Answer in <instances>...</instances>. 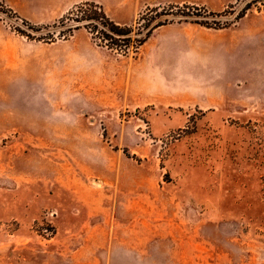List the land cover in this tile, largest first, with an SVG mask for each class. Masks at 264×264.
<instances>
[{
    "label": "rangeland",
    "instance_id": "374dc122",
    "mask_svg": "<svg viewBox=\"0 0 264 264\" xmlns=\"http://www.w3.org/2000/svg\"><path fill=\"white\" fill-rule=\"evenodd\" d=\"M252 1L184 4L232 23L189 18L207 56L219 35L245 41L246 102L204 110L105 107L95 81L133 48L120 54L85 28L60 36L76 6L37 23L23 0H0V264H264V7L235 21ZM101 7L133 42L149 21L182 19L165 15L174 5Z\"/></svg>",
    "mask_w": 264,
    "mask_h": 264
},
{
    "label": "crops",
    "instance_id": "0c3cea01",
    "mask_svg": "<svg viewBox=\"0 0 264 264\" xmlns=\"http://www.w3.org/2000/svg\"><path fill=\"white\" fill-rule=\"evenodd\" d=\"M17 1L19 0H14V5L18 4ZM23 1L30 9L28 13L36 16L33 20L37 23L55 22L75 6L84 3H95L108 11L115 10L120 13H136L146 6H181L195 3V0ZM189 24L191 23L160 27L139 49L135 58H116L108 69L101 71L102 77L100 74L95 81L97 100L105 107L125 109L156 106L215 110L225 102L230 103L229 95L234 97V103H245V90L242 91L243 98L240 90H236L245 81V67L241 64V54H245V41L241 38L223 40L218 31L213 30L219 36L209 43L212 53L207 56L203 52L206 50L204 43L200 45L197 40L190 41L192 38H189L184 29ZM77 33H81V30ZM190 51L195 56L187 55ZM96 54L97 65L104 69L101 51ZM194 63L199 66L198 72L192 67ZM83 64L85 61L81 62Z\"/></svg>",
    "mask_w": 264,
    "mask_h": 264
},
{
    "label": "trees",
    "instance_id": "16d2710c",
    "mask_svg": "<svg viewBox=\"0 0 264 264\" xmlns=\"http://www.w3.org/2000/svg\"><path fill=\"white\" fill-rule=\"evenodd\" d=\"M258 4L264 7V0H253L252 2L248 3L242 8V10H240V12H238L235 21L238 22L243 19L252 10L253 6ZM230 9L234 10L235 7L231 6ZM172 10L175 11L173 12V14L165 15H173L185 19V21L181 19L179 23H189V18L195 17L200 18L201 21H199L198 19L195 21L192 20V24H196L208 29H224L230 27V25L232 24L228 22L222 23L220 21V18H222L223 15L209 13L203 9L196 7L184 5L182 7L176 6L172 8ZM71 19L76 22V25L67 27L65 31L59 33L60 36H62L63 38H67L68 36H72L74 31L80 28H85L92 34L94 40L106 44L109 49L116 50L123 55H127L128 53H130V50L132 48L133 51L137 53L138 50L148 41V39L156 29L173 23L170 20H165L151 25L152 21H149L145 26L147 32L143 34L142 38L136 40V42H133L131 38V34L133 32L132 28L128 26H121L112 21L106 15L102 7L98 4L84 3L76 6L66 17L62 19L60 24L62 26H65V22L70 21ZM210 19L212 21H210ZM140 34H142V32ZM49 36L53 37L55 36V34L52 33L49 34Z\"/></svg>",
    "mask_w": 264,
    "mask_h": 264
}]
</instances>
